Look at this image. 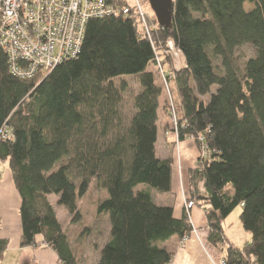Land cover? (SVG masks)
I'll list each match as a JSON object with an SVG mask.
<instances>
[{
  "label": "trees",
  "instance_id": "trees-1",
  "mask_svg": "<svg viewBox=\"0 0 264 264\" xmlns=\"http://www.w3.org/2000/svg\"><path fill=\"white\" fill-rule=\"evenodd\" d=\"M148 23L156 28L150 36L134 12L90 20L80 54L41 78L14 75L0 50V162L21 199V246L39 236L59 264H78L49 197L76 222L94 181L105 191L97 215L111 223L98 264H170L168 241L193 230L186 212L176 218L153 197L172 189L173 160L157 155V141L160 112L172 116L174 105L178 130L169 119L165 129L179 141L196 138L188 201L205 207L210 242L224 250L222 222L241 207L251 241L228 247L225 259L264 264V0H174L168 27L153 11ZM168 40L182 69L170 66ZM243 45L254 54L240 63ZM166 64L172 105L158 79ZM133 77L140 91L129 105ZM8 245L0 236V262Z\"/></svg>",
  "mask_w": 264,
  "mask_h": 264
},
{
  "label": "built area",
  "instance_id": "built-area-1",
  "mask_svg": "<svg viewBox=\"0 0 264 264\" xmlns=\"http://www.w3.org/2000/svg\"><path fill=\"white\" fill-rule=\"evenodd\" d=\"M133 12L149 36L155 32V26L148 23V15L138 0H0V50L7 55L14 75L22 79L41 78L65 60L80 54L90 20L112 16L125 18ZM174 128L177 132V122ZM5 137L3 132L2 138ZM208 155L204 143L201 156L207 158ZM201 193H205L204 187ZM193 207L194 202L187 201L190 222ZM192 233L198 234L195 227ZM188 237L184 236L181 244ZM220 264L228 263L224 258Z\"/></svg>",
  "mask_w": 264,
  "mask_h": 264
},
{
  "label": "crops",
  "instance_id": "crops-1",
  "mask_svg": "<svg viewBox=\"0 0 264 264\" xmlns=\"http://www.w3.org/2000/svg\"><path fill=\"white\" fill-rule=\"evenodd\" d=\"M167 121L168 120H164L163 122L166 123ZM165 130V128L161 129V127L159 129L157 155L161 159L173 160L174 172L172 189L168 193L157 195L155 203L161 206H171L174 210V216L176 218H182L186 212V203L190 198L192 191L190 184L191 170L197 166L200 151L195 140L185 139L183 141H179V139L174 135L166 136ZM178 157L180 158V166L177 164L179 159ZM5 176L6 179L3 178L4 181L0 180V213L2 218L0 236L7 239L9 241V245L2 260L3 264L12 263V261H9V263L7 261L9 252L12 249L13 252L19 253L38 251L39 264H59L57 254L49 247L42 246L37 248L36 246H31L23 248L21 246V199L13 184L10 174L5 173ZM202 185L203 183L198 185V190L200 192L204 187V185L203 187ZM16 199L17 203L16 201H12ZM190 212V223L193 227H195L198 234L196 235L191 233L183 244H181L182 239L179 237H173L168 241L167 245L173 252V258L170 264H220L226 256V249L228 247L232 246L242 249L247 242L251 241V234L245 233V244L242 245V242L239 244L240 242H237L233 236L229 234L228 229H226L224 225V220L222 222V227L224 229L226 243L224 245V250H222L209 240L211 230L208 226L207 211L205 210V207L195 205ZM13 227H15L17 234L19 235L18 238L14 235L15 232H13ZM38 241L42 245L41 237H39Z\"/></svg>",
  "mask_w": 264,
  "mask_h": 264
},
{
  "label": "rangeland",
  "instance_id": "rangeland-1",
  "mask_svg": "<svg viewBox=\"0 0 264 264\" xmlns=\"http://www.w3.org/2000/svg\"><path fill=\"white\" fill-rule=\"evenodd\" d=\"M141 5L142 10L148 15H152V9L148 0H138ZM156 29V28H155ZM165 54L168 55L171 61V68L174 70L181 68L184 66L183 57L176 47L175 43L172 40L167 41ZM254 49L250 45H243L239 49L236 50V56L238 57V62H243L247 57L253 56ZM183 65V66H182ZM163 67V65L161 66ZM161 67H158V79L159 82L163 85L164 96L168 97L170 104L172 105V97L170 95V85L168 82V74L166 72L169 71V65L166 64V70L162 71ZM177 67V68H176ZM153 69V68H152ZM127 83L128 91L125 92L124 98L125 101L130 105L131 100L134 95H136L140 91V86L138 83V79L128 78ZM167 93V94H166ZM174 105L170 106L169 112L171 111L172 116H167L165 111L160 112V127L161 129L165 128L164 120H171V122L178 123L176 119V112L174 110ZM166 117V118H165ZM162 123V124H161ZM165 135L169 136V133L165 130ZM179 158V157H178ZM177 164L180 166V158L178 159ZM8 170V165L0 162V180L4 181L6 179L5 173ZM4 178V179H3ZM142 187H146V185H142ZM154 201H156L157 195H163L164 193L153 190ZM105 197V191L99 188L96 185V182H92L90 189L86 196H84L79 201L81 218L80 220L73 222L72 216L65 208V206L60 205L58 203V196L51 195L49 200L51 201L58 220L62 225L63 230L68 234V237L71 241V246L77 256L78 264H98L100 257V250L106 244V242L110 239L111 233V223L110 217L107 216H99L97 215V207L101 200ZM18 199V198H17ZM16 200H12L13 202ZM242 212V208L238 207L234 210L227 219H225V227L228 229V232L233 238L240 242L239 244H245V233L248 232L243 228L240 221V214ZM14 228L15 234L18 238L17 231ZM193 231V230H192ZM84 232V233H83ZM83 233V234H82ZM192 233V232H191ZM39 236L37 237L38 247H46L43 243L42 245L39 243ZM10 251V250H9ZM12 251V252H11ZM9 252L8 263L12 261L11 264H39V256L38 251H28L26 253L23 252H13V249ZM55 263V262H54ZM3 264V261L0 263Z\"/></svg>",
  "mask_w": 264,
  "mask_h": 264
},
{
  "label": "water",
  "instance_id": "water-1",
  "mask_svg": "<svg viewBox=\"0 0 264 264\" xmlns=\"http://www.w3.org/2000/svg\"><path fill=\"white\" fill-rule=\"evenodd\" d=\"M159 24L168 27L172 21L174 0H148Z\"/></svg>",
  "mask_w": 264,
  "mask_h": 264
}]
</instances>
